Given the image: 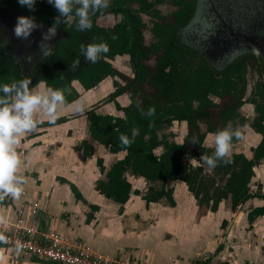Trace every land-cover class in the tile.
Here are the masks:
<instances>
[{"label":"flooded vegetation","instance_id":"obj_1","mask_svg":"<svg viewBox=\"0 0 264 264\" xmlns=\"http://www.w3.org/2000/svg\"><path fill=\"white\" fill-rule=\"evenodd\" d=\"M46 3L47 0L43 14L47 17L49 9ZM0 5L13 6L22 11L16 5L1 0ZM143 17L147 18L149 26ZM188 20L190 28L187 35H180L178 39L179 28ZM36 21L48 27L53 23ZM215 26L220 28L221 34L218 35L217 44L211 45V41L216 39L213 36ZM261 27L264 28V0H110L107 10L92 17L90 31L79 32L71 22L61 24L56 36L50 41L55 53L48 59L54 62L48 66L45 61L42 68L83 70L84 65L91 63L82 55L81 45L103 40L109 45L110 51L102 56L101 62H97L99 66L88 67L89 70L108 72L88 88H84L77 79H70V88L65 93L67 104L60 108L59 119L55 124H49L45 119L40 127L83 120L86 136L76 141L74 151L81 152L83 157L92 156L93 153L98 155L99 152L114 156L112 161L96 157V166L103 175L97 182L104 179L109 166L115 160L122 159L127 151H110L109 143H102L95 137L92 139L88 131L91 120L89 116H107L110 122H114L124 119L128 113H141L136 107V101H142L140 107L146 117L150 106L155 108V116L161 113L162 122L156 128V140L164 139L182 148L180 160L184 168L183 178L166 180L162 184L164 189H170L171 205L174 204L173 189L167 187L166 182H178L185 186L200 209L205 210L211 205L214 211L218 203H228L232 215H235L245 201L257 199L260 203L250 206L247 220L250 223L255 218L264 217V153H258L264 149L260 151L259 148L264 145V61L245 44L246 39L264 35ZM145 30H148V36ZM113 36L116 39H112ZM180 40L185 41L186 45L191 44L188 41H200L205 53L213 59L209 63L194 48L181 47L183 50L176 51L175 47ZM25 55V52L14 51L5 41L0 43V68L9 70L11 78L8 83L24 76H29L33 85L42 81H33L31 72L43 59L23 63ZM77 60L79 64L74 67ZM172 70H199L203 75H206L204 71L209 70L219 79L218 94L208 93L205 96L208 102L202 110L206 114L195 118H177L182 114L190 115L197 101L189 99L188 103V99L178 98L176 87H179V82H176ZM75 100H82L86 110L82 114H73L72 110L64 113L63 108ZM229 123L241 131V138L233 141L232 163L221 164L211 173L205 171L206 165L202 161L200 166H192L189 161L193 157L199 161L202 153H212L213 149L204 145L212 143L215 132ZM193 137L197 139L196 144L191 143ZM161 151V144L151 149L154 155ZM244 160L249 162L251 172L246 183V195L231 207L232 198L227 191L226 179L233 169L243 166ZM144 180L148 184L141 195L142 199L149 186L157 188L160 185L158 182ZM131 193L140 192L133 189ZM225 224L222 221V227Z\"/></svg>","mask_w":264,"mask_h":264},{"label":"crops","instance_id":"obj_2","mask_svg":"<svg viewBox=\"0 0 264 264\" xmlns=\"http://www.w3.org/2000/svg\"><path fill=\"white\" fill-rule=\"evenodd\" d=\"M63 110L72 109L69 105ZM40 126L18 148L20 174L27 181L22 196L0 203L8 229L20 206L28 219L36 202L34 237L56 234L70 248L85 246L120 264H264V217L249 223L246 215L259 200L248 199L235 215L228 203L203 210L183 184L166 182L173 189L174 204L165 199L145 203L141 195L148 183L126 173L131 190L140 193H130L118 204L96 188V180L103 177L96 157L112 161L114 156L99 152L83 157L74 151L76 141L86 136L84 121ZM0 247L6 264H56Z\"/></svg>","mask_w":264,"mask_h":264},{"label":"clouds","instance_id":"obj_3","mask_svg":"<svg viewBox=\"0 0 264 264\" xmlns=\"http://www.w3.org/2000/svg\"><path fill=\"white\" fill-rule=\"evenodd\" d=\"M21 7H26L29 11H34L36 0H17ZM52 5L58 15L46 31L42 32L40 40L39 56L44 59L53 55V45L50 41L56 36L57 29L61 24L74 23L79 32L90 31L92 28V17L102 13L110 6V0H47ZM43 26L38 24L34 16L20 15L16 18L13 34L17 39L28 40L34 30ZM112 39H116L115 36ZM110 51L109 45L100 40L81 45V53L89 63H97L104 54ZM253 54L261 55L258 48L253 47ZM239 54V53H238ZM32 54L23 57V63H32ZM19 60V58H18ZM21 62V61H20ZM79 61L74 62V67ZM131 104V100L129 101ZM67 104L64 89L49 87L45 82L33 85L29 76H24L20 80H13L10 83L0 84V203L11 197L19 200L24 192V185L27 183L24 175L20 174L23 163L18 148L25 136L34 132L46 118L49 124H55L59 119V110ZM142 101H136V107L144 115V110L140 107ZM73 114H82L86 108L82 100H75L70 105ZM155 108L150 106L147 116H155ZM139 135V129L133 127L131 135L121 134L119 143L122 148H130ZM241 138V131L233 128L231 123L219 129L214 134L212 143L204 146L212 148L209 155L202 153L199 161L192 158L189 163L200 166L202 161L206 165L207 173L213 172L219 165L232 163L231 154L234 139ZM192 144L197 143L196 137L192 138ZM8 226V219L0 213V245L8 243L5 234ZM24 245L17 242L14 251L17 255L21 253ZM0 264H6L5 249L0 247Z\"/></svg>","mask_w":264,"mask_h":264},{"label":"trees","instance_id":"obj_4","mask_svg":"<svg viewBox=\"0 0 264 264\" xmlns=\"http://www.w3.org/2000/svg\"><path fill=\"white\" fill-rule=\"evenodd\" d=\"M7 4H14L24 11L28 16H34L35 20H44L47 22L54 21V18L58 15L56 9L46 3L48 16L43 14L44 1H36L34 11H29L26 7H21L17 0H1ZM187 22V21H186ZM181 25L179 30L184 26ZM180 43V42H179ZM176 45V51L183 50L181 44ZM182 47V48H181ZM55 53L54 51H52ZM44 58L37 65L32 68L31 75L33 81L42 80L49 87L55 89H64L65 93L70 88L68 82L70 79H77L84 88H88L95 81L99 80L104 76L108 70H89L88 66H99L97 63H91L84 65L83 70H42L45 63L48 66H52L54 60ZM46 61V62H45ZM99 62H101L99 60ZM2 64L0 63V67ZM175 73L176 82H179V87H176L179 99H195L197 106L195 109L190 111V115L182 114L177 118L184 116L185 118H195L203 114H206L202 110L205 103L208 100L205 98L206 94L213 93L218 94L217 86L219 79L216 78L209 72L203 75V72L199 70H172ZM6 68H0V84L9 82L11 74ZM189 87V85H191ZM69 98V97H68ZM188 104H186L187 106ZM185 107V105H181ZM159 115L146 117L145 114L134 113L133 115L127 114L124 119H118L114 122H110V119L106 117L92 116L89 118L88 131L89 136L95 137V139L102 141V143L110 144V151H116L118 149H126L127 153L122 159L115 160L104 173V179L96 182V188L105 197L112 199L118 204H122L128 198L131 193L129 182H127L124 174L125 172L130 175L143 177L151 183H160L159 187L154 188L149 186L143 199L145 203L153 202L160 198L165 199L169 204H172L170 196V189L163 188V182L166 180H174L183 178L184 168L181 166V153L182 148L179 145L167 142L163 140H156L155 131L159 124H161V113ZM164 115H166L164 113ZM187 116V117H186ZM189 116V117H188ZM160 117V118H158ZM158 118V119H157ZM133 127L139 129V135L135 138V142L130 148H122L119 143V136L121 134L131 135ZM264 141V140H263ZM162 145V151L158 155L151 153V149L157 145ZM260 151L264 148L261 145ZM264 150V149H263ZM258 152L262 155L264 152ZM243 166L237 170H232L226 179L228 184V192L231 194V207L241 200L246 195L248 178L250 175L249 162L242 161ZM229 165V164H228ZM247 197V196H246ZM198 204V203H197ZM215 207V204L213 208ZM264 208V206L262 207ZM211 210V205L209 206Z\"/></svg>","mask_w":264,"mask_h":264},{"label":"built area","instance_id":"obj_5","mask_svg":"<svg viewBox=\"0 0 264 264\" xmlns=\"http://www.w3.org/2000/svg\"><path fill=\"white\" fill-rule=\"evenodd\" d=\"M37 205L36 202L31 203L32 211L28 219L25 217L22 206L16 210L15 224L12 228H7L5 234L8 237V243L3 246L14 251L15 245L19 241L24 245L21 253L37 256L56 264H120L111 258L92 254L85 246L70 248L56 234L44 233L41 239L34 237Z\"/></svg>","mask_w":264,"mask_h":264},{"label":"water","instance_id":"obj_6","mask_svg":"<svg viewBox=\"0 0 264 264\" xmlns=\"http://www.w3.org/2000/svg\"><path fill=\"white\" fill-rule=\"evenodd\" d=\"M20 15H25V13L20 11L19 9L13 7V6L0 5V43L5 41L16 52L22 51V52H25L26 54H32L33 62H35L41 58L39 56L38 44H39L40 40L42 39V32L46 31L48 26H46L42 22L36 21L38 24H41L43 27L40 29L34 30L31 33L28 40L17 39L13 34V28H14V25L16 23V18ZM25 16H27V15H25ZM189 24H190V20H188L185 23V25L180 29V31L177 34L178 39L180 38V35H184V37L187 35L189 28H190V27H188ZM215 28H216V26H215ZM261 29H264V28L261 27ZM216 30L213 32V36L216 39H215V41H211V45H215L219 41L218 35L221 34V31H220V28H216ZM198 35H200V33H198ZM181 40L179 41L180 42L179 44H181L184 48L196 49L209 63L211 62V59H213L210 54L207 55V52L205 53V51H204L205 49L202 48L203 44L200 41H197V42L188 41L191 44L186 45L185 41L182 42ZM185 40L187 41V39H185ZM245 44L249 47L248 49L250 51H252L253 47L258 48L260 50L261 55H257V56H259L264 61V35L263 36H256V37L251 38V39H246ZM212 50H214V47L212 48ZM29 66L27 68H29Z\"/></svg>","mask_w":264,"mask_h":264},{"label":"rangeland","instance_id":"obj_7","mask_svg":"<svg viewBox=\"0 0 264 264\" xmlns=\"http://www.w3.org/2000/svg\"><path fill=\"white\" fill-rule=\"evenodd\" d=\"M143 20H145L146 25L149 26V22H147V18H146V17H143ZM145 31H146L145 33H146L147 36H148V34H149V33H148V30H145ZM142 191H144V189H143Z\"/></svg>","mask_w":264,"mask_h":264}]
</instances>
